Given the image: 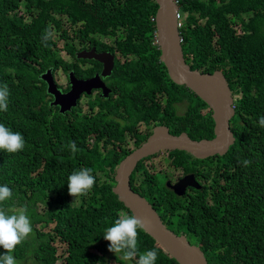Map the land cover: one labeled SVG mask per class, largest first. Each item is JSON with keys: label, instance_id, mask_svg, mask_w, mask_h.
<instances>
[{"label": "trees", "instance_id": "obj_1", "mask_svg": "<svg viewBox=\"0 0 264 264\" xmlns=\"http://www.w3.org/2000/svg\"><path fill=\"white\" fill-rule=\"evenodd\" d=\"M176 2L185 62L202 74L224 76L236 110L230 129L237 141L215 160L169 152L171 166L185 174L195 175L203 164L208 168L203 174L206 184L201 191L187 193L188 199L175 196L157 174L145 169L144 162L152 157L138 163L130 177L131 189L162 219H172L175 228L170 230L199 246L208 264H264V128L258 123L264 116V0ZM157 11L155 0H0V85L9 89L8 111L0 112V123L25 140L21 152L0 151V185L13 191L3 207L9 211L26 207L33 226L32 235L12 253L17 264H55L60 249L64 256L68 252L69 264H84L90 248L111 253L102 235L121 211L130 214L112 192L115 170L150 136V130L135 136L134 148L126 150L120 146L124 129L159 120L172 134L186 133L196 141L213 138L211 111L199 113L200 107L208 106L175 85L160 60ZM49 33L45 47L42 39ZM115 37V47H105L103 40ZM75 39L85 46L90 41L97 51L133 57L137 63L114 66V94L88 102L91 109H100L97 113H83L77 107L61 114L51 106L54 99L41 79L49 69L66 75L73 69L76 78L93 76L61 57L62 41L68 57H75L79 49L68 42ZM169 88L167 104L155 101L153 97ZM181 93L187 96L183 115L175 107ZM73 141L81 149L74 157L67 147ZM244 159L251 164L243 166ZM82 168L93 169L96 183L86 197L73 203L67 178ZM138 173L143 176L136 183ZM138 249L141 253L155 249V264H176L142 230Z\"/></svg>", "mask_w": 264, "mask_h": 264}, {"label": "water", "instance_id": "obj_2", "mask_svg": "<svg viewBox=\"0 0 264 264\" xmlns=\"http://www.w3.org/2000/svg\"><path fill=\"white\" fill-rule=\"evenodd\" d=\"M155 3L158 6L155 24L157 44L161 51L160 60L175 85L185 87L211 110L214 122L213 138L196 141L189 138L186 133L175 135L166 126L156 127L139 147L119 162L115 170V185L112 192L131 215L143 221L142 231L154 239L176 264H208L199 246L190 244L184 235H176L168 229L152 204L135 193L130 186L131 175L138 163L146 158L166 151H181L191 155L195 160L203 161L208 157L225 156L237 141L230 129V121L236 110L224 76L220 72L208 75L190 69L184 59L179 32L178 3L176 0H155ZM76 56L79 60H96L103 64L104 70L101 77L86 81H78L71 74L69 76L71 90L66 94L57 89L52 70H47L41 79L47 85V93L54 98L51 106L60 109L61 114L76 109L83 95L90 96L93 91H102L103 96L108 98L111 93L101 78L111 76L114 56L111 53H97L95 49L80 51ZM189 187L196 190L201 188L192 174L183 176L171 186V189L175 196L182 197Z\"/></svg>", "mask_w": 264, "mask_h": 264}, {"label": "clouds", "instance_id": "obj_3", "mask_svg": "<svg viewBox=\"0 0 264 264\" xmlns=\"http://www.w3.org/2000/svg\"><path fill=\"white\" fill-rule=\"evenodd\" d=\"M179 26L181 27L180 22ZM50 35L49 33L42 39L45 47H47L46 41ZM8 96L7 84L0 85V112L8 111ZM258 123L260 127L264 128V116L259 118ZM67 147L73 157L78 151H81L74 141ZM24 148L25 140L22 134L0 123V151L15 154L23 151ZM240 163L247 167L251 164V161L244 159ZM95 183L96 177L93 175V169L74 170L67 178L68 195L74 198L73 203L81 197H86ZM12 197V189L8 185H0V249L4 250V254L0 255V264H17L12 253L18 245H21L33 233L32 222L26 207H20L15 211H9L3 207L5 202L11 200ZM143 227L144 223L141 219L121 211L119 218L115 220L111 227L106 228L102 235L103 239L109 244L108 251L113 253L116 259L123 261L124 264H132L133 261H135V264H155L157 260L155 249L142 253L138 249V233Z\"/></svg>", "mask_w": 264, "mask_h": 264}, {"label": "flooded vegetation", "instance_id": "obj_4", "mask_svg": "<svg viewBox=\"0 0 264 264\" xmlns=\"http://www.w3.org/2000/svg\"><path fill=\"white\" fill-rule=\"evenodd\" d=\"M115 39H116V37L115 38H112V39H109V40H106V41L103 40L104 42H107L106 45H105V47H107V48L108 47H111V46L115 47ZM85 47L86 48L79 49V51L76 52V55H77V53H79L82 50L90 51L92 49H95L97 53H111L108 50L97 51V48L94 47L93 45H91V42L90 41H88L86 43V46ZM111 54H112V56H114V66L115 65H118V66H123V68H125V66H127V64H130L129 62H132L133 64H137L136 63V60L133 57H130L129 56V57L126 58L127 59L126 60L117 51H115L114 53H111ZM76 55H75V57H70L69 63L71 64V67L73 68L74 66H77V68H80L82 70V72H84V73L87 72L86 74H93V76L92 77H87L85 79H83V78H76L75 77V74L73 72V69L69 70V74H68V78H67L68 79V82H67L66 87H62V86H58L57 85V87L61 89V92L63 94H66V93H68L71 90L70 81H69V76L71 74H73L74 77H75V79L78 80V81H86V80L93 79V78H95L97 76L101 77V75L103 73L104 66H103L102 63H100V62L97 61L99 63V65H100V66H97V65L92 64V62H91L92 60H79V59H77V56ZM133 64H130V65H133ZM114 66H113V69H114ZM112 74H113V72H112ZM112 74H111L110 77H108L106 79L101 78L102 81H103V83L107 87V89H109L110 92H111L110 95H109V97L108 98H105L103 96V92L102 91H93V93L90 96L83 95L81 97L79 103H78V107H80V109L82 110L83 113H88V112H92V113L93 112H96L97 113V112L100 111V109H98V108H95L94 110L91 109L88 106L89 100H97L98 98L101 99V100H108V99L111 98V95L114 94V89L112 88V81L114 83V80H113L114 78H112ZM53 76H54L55 82L57 83V73L56 74H53ZM109 79H112V80H109ZM60 89H58V90H60ZM115 89H117V88H115ZM171 91H172V88L171 89L170 88L169 89H165V92L164 93L158 94L156 97H153V98L158 103H161V104L162 103H165V104H167L169 102V98H171ZM117 95L118 96L120 95V94H118V91L114 95V98L115 99L117 98ZM180 98H181L180 99V102H177L176 101L177 103H175V107L177 108V113L179 115H183V112L185 111L184 110V107H186V105H187V96H186V94L181 93L180 94ZM188 98H190V97H188ZM84 101L87 102V111L86 112L83 111V102ZM120 109H122V108H120ZM199 113H200V115H203V116L209 115V109L200 107L199 108ZM116 121H119L120 124H123V122L121 120H117L116 119ZM162 125H164V124L161 123L159 120L151 123L150 126L146 125L143 122H136L135 124H133L131 126L130 129H124L122 131V142H121L120 146H122L126 150L133 149L134 148V145L133 144H134L135 136H138L139 134H144L148 130H150V133L152 134L153 133V130L157 126H162ZM142 126H143L142 132L139 133L140 128ZM150 133H149V135H151ZM127 137H129V138H127ZM129 139H131V142L129 141ZM165 153H167V160L170 161L169 152H162V153H160V154H158L156 156H153V157L156 158V157H159V156H161V155H163ZM215 157L216 156H214L212 158H214V160H215ZM208 158H211V157H208ZM208 158H206V160H208ZM144 163H146V162H144ZM204 170H208V168H206L204 166V164H203V165L198 166L197 167V170L195 171L194 178H195L196 182L198 184H200V186H201L200 190H197V191H201L202 186L206 184L205 180L203 179ZM174 171H178L179 175H177V176L174 177L171 174H168V175L165 174V177L163 179V182L164 183L162 182V184H165L167 186V188L169 190H171V191H172L171 186L173 184L177 183L183 176L189 175L187 173L185 174L182 169H174ZM168 183H170L169 186H168ZM191 190H193V188H191V187L187 188L185 195L187 193H191ZM194 190H196V189H194ZM185 195L182 196V197H179V198H183V199H186L187 198L188 199V196L185 197ZM162 220H164L163 222L165 223V225L167 226V228L170 226L168 229L175 228V223L173 222L172 219L165 218V219H162ZM88 253H89V255L87 256L88 257V260L84 264H124L123 261L116 260V257H115V255L113 253H107L106 251H103V253H100L97 250H95V251L91 250V248L88 249ZM64 254H65V250L64 249H60V251H58V253H57V258H60V259H57V260H61V263L62 264H69L67 262L68 252H67V254L65 256H64Z\"/></svg>", "mask_w": 264, "mask_h": 264}, {"label": "rangeland", "instance_id": "obj_5", "mask_svg": "<svg viewBox=\"0 0 264 264\" xmlns=\"http://www.w3.org/2000/svg\"><path fill=\"white\" fill-rule=\"evenodd\" d=\"M73 41L74 42H72V41H68V42L74 44V47L77 48V49H81V48H83L85 46V45H81L78 42L77 39H75ZM58 48L61 49V52H60L61 57L65 61L69 62L70 57H68L67 52L64 51V41L60 42V46H58ZM67 74H69V73H67ZM67 78H68V75H66L65 73H63L61 69L58 70V73H57V85L58 86H62V87H66L67 82H68V79ZM57 89H58V87H57ZM53 101H52V103H53ZM83 111L84 112L87 111V102H85V101L83 102ZM142 129H143V126L140 128L139 133L142 132ZM127 138H129V137H127ZM129 141L131 142V139H129ZM144 165H145V169L146 170H149L150 172L154 173L155 175L157 174V177L161 181V184L163 182V179L165 177V174L166 175L171 174L174 177L177 176V175H179L178 171H174V169L172 168L169 160H167V153H165V154H163V155H161L159 157H156V158L153 157L152 160L146 161V163ZM136 175H137V178L135 179V182L136 183H139L140 182V179L142 178L143 175H142V173H138ZM40 210L43 211V207H40ZM57 259H60V258H57ZM56 264H62L61 263V260H57V263Z\"/></svg>", "mask_w": 264, "mask_h": 264}]
</instances>
